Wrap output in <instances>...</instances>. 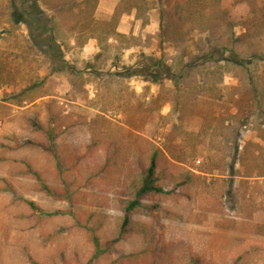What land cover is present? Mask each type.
I'll return each mask as SVG.
<instances>
[{
	"label": "rangeland",
	"instance_id": "rangeland-1",
	"mask_svg": "<svg viewBox=\"0 0 264 264\" xmlns=\"http://www.w3.org/2000/svg\"><path fill=\"white\" fill-rule=\"evenodd\" d=\"M61 1L70 11H54ZM97 1L93 10L92 0H0L11 82L0 92V264H87L88 229L112 240L123 215L108 182L121 161L116 174L98 167L118 152L145 159L151 143L177 179L194 175L170 204L181 220L133 217L169 226L166 256L150 262L181 264L193 250L205 264H232L247 240L236 264H264L253 234L264 222V0H199L182 21L177 0H154L141 25L115 36L98 10L121 0ZM88 35L98 50L74 47ZM85 140L103 145L83 156ZM145 247L135 235L95 264Z\"/></svg>",
	"mask_w": 264,
	"mask_h": 264
},
{
	"label": "trees",
	"instance_id": "trees-1",
	"mask_svg": "<svg viewBox=\"0 0 264 264\" xmlns=\"http://www.w3.org/2000/svg\"><path fill=\"white\" fill-rule=\"evenodd\" d=\"M27 1L28 0H24V2ZM89 1L91 0H81L80 3L82 4L85 2L86 4L87 2L89 3ZM92 1H94V10L96 8L95 5L98 1ZM153 1L154 0H152V2L150 3V0H121V2L117 6L116 13L112 18L114 25L116 26L119 17L122 14L130 13L132 11H136L137 17L138 19H140L141 17L139 16V14L142 11L148 12L152 10V7L154 8L155 5ZM195 1L197 2L194 3V0H177L175 3V7L177 10V13H175V17H179L181 21L184 17L193 19L192 17L195 15L194 13L201 8L199 7L201 5H197L195 7V4H198L199 0ZM60 3L61 4L59 6L55 7L57 9H54V11L62 7L66 9V6L63 5V1H61ZM70 9L66 10L70 11ZM28 15L30 16V18H32L31 14L28 13ZM54 17L56 18V16ZM168 25L169 24H165L167 28ZM69 32H74L73 28ZM89 37L93 38L94 35H88L87 39H89ZM28 39L32 41V38L30 36L28 37ZM85 42H78V44L83 45L85 44ZM0 53L1 92V90L11 82H9L10 76L8 68L6 66L7 52L0 49ZM27 55V50H21L19 51V54L15 56V58L20 62ZM101 145H103L102 140H85L79 147V154L85 156L88 153L87 147L90 146H93L91 148L92 153H95L96 151L98 152ZM122 154L123 153L118 152L114 155L112 154L111 156H107L105 164L101 167H98H105L111 173L116 174L118 171L115 169L114 163H116L117 161H121L120 164L115 165L116 167L120 165L121 169H123L122 172H120V175L112 179L108 178V182L112 185H115L118 189L116 191V198L114 202L117 204V210L123 213L122 216L116 218V237L112 240L101 242L95 232V228H89L88 234L90 235L92 243L94 244L96 249L95 253L90 258L87 264H95L96 259L100 255L113 252L120 242L127 241L135 235H141L144 238V242L146 245L145 249L138 253L135 252L123 256L120 260L114 262L115 264H153L152 262H150V258L155 256L157 257V255H159L160 258L165 257L166 251L168 249L167 243H172L169 242L170 239L167 237L169 226H166L165 224H150L148 222L136 220L133 217L157 219L161 217L163 219L174 221L181 220L180 213L171 208L170 204L174 203V205H177L179 203L180 195H182L181 193H184L186 187L192 186L193 184L192 177L189 176L194 175L193 172H188L189 174L186 175L180 174L177 179L174 174H171L168 171L167 167L164 165V162L166 161V163H169V158L153 143H151V147L148 150V153L145 152V154H148L145 159H143L144 157L142 158V156H140V158L131 160L129 155L126 154H123L125 155V157L123 156V158H121ZM171 158L174 161H178L175 160L173 156ZM23 164L24 162L22 163V165ZM44 190L46 191V194L50 196H53L55 192V190L50 189L47 186ZM61 198L62 197H55V199ZM30 206L36 211H42L34 203H30ZM92 216L101 217L100 214L96 213H93ZM100 223H104V221H100ZM253 227V234L258 237L264 238V222H254ZM247 242V240H244V244L236 248V254L232 256V258H235L232 264H236L237 261L249 255L252 246L249 243L247 246ZM258 243L260 244V242ZM194 253L195 252H193V250H190V252L188 253L189 256L187 255L185 262L181 264H205L201 257L197 254L195 255ZM170 264H179V262L177 263L175 260H173Z\"/></svg>",
	"mask_w": 264,
	"mask_h": 264
},
{
	"label": "crops",
	"instance_id": "crops-1",
	"mask_svg": "<svg viewBox=\"0 0 264 264\" xmlns=\"http://www.w3.org/2000/svg\"><path fill=\"white\" fill-rule=\"evenodd\" d=\"M119 3L117 2L115 6H112V8L109 10L99 9L98 11L100 12L101 15L106 16L109 19V21H111L116 13V9ZM139 24L141 25L142 21L138 19L136 11H132L130 13H124L119 17L116 26H114V36L115 34H129L132 32L133 28L135 26H138ZM147 26L148 27L150 26L149 23ZM72 44L74 45V47L79 46L81 48L86 49V52L87 50L90 51V50L99 49L98 40L94 38L88 39L83 45L78 44L76 39H74L72 41Z\"/></svg>",
	"mask_w": 264,
	"mask_h": 264
}]
</instances>
